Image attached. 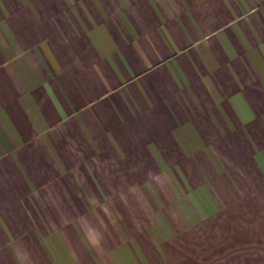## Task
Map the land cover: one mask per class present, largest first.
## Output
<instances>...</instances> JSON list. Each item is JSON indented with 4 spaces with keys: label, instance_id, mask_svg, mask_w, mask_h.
Instances as JSON below:
<instances>
[{
    "label": "crops",
    "instance_id": "obj_1",
    "mask_svg": "<svg viewBox=\"0 0 264 264\" xmlns=\"http://www.w3.org/2000/svg\"><path fill=\"white\" fill-rule=\"evenodd\" d=\"M0 264H264V0H0Z\"/></svg>",
    "mask_w": 264,
    "mask_h": 264
}]
</instances>
